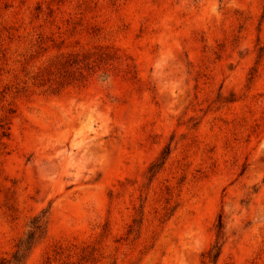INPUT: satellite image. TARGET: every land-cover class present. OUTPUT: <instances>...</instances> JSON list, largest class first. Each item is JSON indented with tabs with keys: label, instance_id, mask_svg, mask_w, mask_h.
Returning <instances> with one entry per match:
<instances>
[{
	"label": "rangeland",
	"instance_id": "1",
	"mask_svg": "<svg viewBox=\"0 0 264 264\" xmlns=\"http://www.w3.org/2000/svg\"><path fill=\"white\" fill-rule=\"evenodd\" d=\"M264 264V0H0V264ZM212 264V263H209Z\"/></svg>",
	"mask_w": 264,
	"mask_h": 264
},
{
	"label": "trees",
	"instance_id": "2",
	"mask_svg": "<svg viewBox=\"0 0 264 264\" xmlns=\"http://www.w3.org/2000/svg\"><path fill=\"white\" fill-rule=\"evenodd\" d=\"M217 240L215 241L214 245L208 250L206 253V259L204 264L212 263L214 264L217 260L221 246H222V239H223V232H222V218L219 217V222L217 225ZM43 229V226H40L39 220H35L33 226H31V229L26 237V239L21 240L19 243V250L15 253L13 259L14 263H20L21 260L25 257V253L31 248L35 237L37 234H39Z\"/></svg>",
	"mask_w": 264,
	"mask_h": 264
}]
</instances>
